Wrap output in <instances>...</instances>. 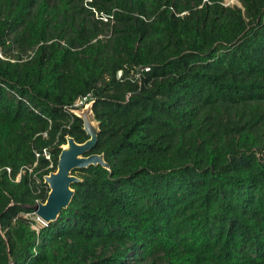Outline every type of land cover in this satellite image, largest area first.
<instances>
[{
	"label": "trees",
	"instance_id": "16d2710c",
	"mask_svg": "<svg viewBox=\"0 0 264 264\" xmlns=\"http://www.w3.org/2000/svg\"><path fill=\"white\" fill-rule=\"evenodd\" d=\"M237 1L0 0V264H264V0ZM90 94L109 168L36 230Z\"/></svg>",
	"mask_w": 264,
	"mask_h": 264
},
{
	"label": "water",
	"instance_id": "95a60500",
	"mask_svg": "<svg viewBox=\"0 0 264 264\" xmlns=\"http://www.w3.org/2000/svg\"><path fill=\"white\" fill-rule=\"evenodd\" d=\"M94 104L88 105L83 111H79V118L83 120L84 130L89 140L78 144L72 137L67 138V145L63 146L59 157L57 171L45 178V183L50 189L46 203H40L34 213L42 220L45 226L55 222L61 212L67 209L74 197L75 191L72 185L81 180L73 175V172L86 169L90 166L101 165L109 168L103 155H89L96 146L100 132L99 123L92 118Z\"/></svg>",
	"mask_w": 264,
	"mask_h": 264
},
{
	"label": "built area",
	"instance_id": "2783aa9c",
	"mask_svg": "<svg viewBox=\"0 0 264 264\" xmlns=\"http://www.w3.org/2000/svg\"><path fill=\"white\" fill-rule=\"evenodd\" d=\"M98 17V15H97ZM101 20L106 22V23H109V22H113L114 18L111 17V18H108V17H105V16H102L101 17ZM1 56V54H0ZM146 71H149V69H146ZM122 76V73H119L118 77L121 78ZM138 79L141 78V76L138 74ZM95 102V99L93 98V96L90 94L89 96L87 97H84V98H81L79 99L76 104L74 105V107L72 109H70L69 111L72 112L73 114H75L77 117H79L78 115V112L79 111H83L88 105L90 104H94ZM46 136V135H45ZM41 156L45 157L48 161H51V155L49 153L48 150H44L43 154H39V153H36V158L39 159ZM8 172H10V170H8ZM32 172V171H30ZM20 180V177L18 178V181ZM40 204V203H39Z\"/></svg>",
	"mask_w": 264,
	"mask_h": 264
},
{
	"label": "rangeland",
	"instance_id": "374dc122",
	"mask_svg": "<svg viewBox=\"0 0 264 264\" xmlns=\"http://www.w3.org/2000/svg\"><path fill=\"white\" fill-rule=\"evenodd\" d=\"M225 4L227 6L239 5L237 0H225ZM0 54H1V51H0ZM92 118H93V116H92ZM33 220L36 221V226H34V229L38 230L41 227L45 226V224L40 219H38V217L36 215H35V217L33 216Z\"/></svg>",
	"mask_w": 264,
	"mask_h": 264
},
{
	"label": "bare ground",
	"instance_id": "6f19581e",
	"mask_svg": "<svg viewBox=\"0 0 264 264\" xmlns=\"http://www.w3.org/2000/svg\"><path fill=\"white\" fill-rule=\"evenodd\" d=\"M42 221V220H41ZM43 222V221H42Z\"/></svg>",
	"mask_w": 264,
	"mask_h": 264
}]
</instances>
